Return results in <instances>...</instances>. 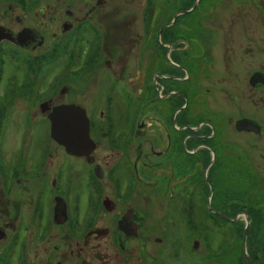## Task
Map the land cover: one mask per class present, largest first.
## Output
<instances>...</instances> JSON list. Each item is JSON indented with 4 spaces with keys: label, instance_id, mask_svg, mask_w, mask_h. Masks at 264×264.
Listing matches in <instances>:
<instances>
[{
    "label": "flooded vegetation",
    "instance_id": "1",
    "mask_svg": "<svg viewBox=\"0 0 264 264\" xmlns=\"http://www.w3.org/2000/svg\"><path fill=\"white\" fill-rule=\"evenodd\" d=\"M262 40L264 0H0V264H264Z\"/></svg>",
    "mask_w": 264,
    "mask_h": 264
},
{
    "label": "water",
    "instance_id": "2",
    "mask_svg": "<svg viewBox=\"0 0 264 264\" xmlns=\"http://www.w3.org/2000/svg\"><path fill=\"white\" fill-rule=\"evenodd\" d=\"M49 116L50 133L65 144L70 153L84 154L89 149L88 121L83 110L77 105L55 107Z\"/></svg>",
    "mask_w": 264,
    "mask_h": 264
},
{
    "label": "rangeland",
    "instance_id": "3",
    "mask_svg": "<svg viewBox=\"0 0 264 264\" xmlns=\"http://www.w3.org/2000/svg\"><path fill=\"white\" fill-rule=\"evenodd\" d=\"M261 43H262V45H263V47H264V40H262L261 41ZM71 48V45L69 46V48L68 49H70ZM94 54H93V51L91 50V52H90V57H92ZM264 56V55H263ZM264 58V57H263ZM263 61H264V59H263ZM38 66V65H37ZM40 66V67H39ZM39 71L40 70H43V66H41L40 64H39ZM247 69H245V71H246ZM239 76H240V81L242 80H246V76H247V72L245 73V72H241V73H239L238 74ZM233 76V78L234 77H236L237 76V74H235V75H232ZM245 76V77H244ZM252 77H254L255 78V73L254 74H252V76H251V79H252ZM237 78V77H236ZM62 104H65V103H61L60 105H58V106H61ZM74 105H77V104H75V103H73ZM73 104H65V105H73ZM77 106H79V105H77ZM55 107H57V106H55ZM54 107V108H55ZM80 107V106H79ZM81 108V107H80ZM81 110H83L82 108H81ZM83 112H84V110H83ZM258 113L259 111L258 110H254L253 112H252V115H254V113ZM50 116V115H49ZM86 117V116H85ZM238 126H241V125H238ZM237 126V127H238ZM244 126H246V125H243V126H241V128L242 127H244ZM50 128H51V125H50ZM238 128H240V127H238ZM247 128V127H246ZM54 135V134H53ZM89 138H90V141H89V149H88V151L86 152V153H84V154H79V153H75V154H77V155H81V156H85L89 151H90V149H91V147L93 146L92 145V143H91V137H90V132H89ZM240 141V140H239ZM248 145V144H247ZM64 146H65V144H64ZM65 148H66V146H65ZM66 151H67V149H66ZM68 152V151H67ZM70 153V152H69ZM71 154H74V153H71ZM74 154V155H75ZM251 159H257V163H256V165H254V163L252 164L251 162H247L246 163V165H245V168L244 169H241L242 167H243V165H240V167H239V170L241 169L242 170V173L243 174H245V173H250V171L251 170H257V171H260V170H264V151H260V153H258V152H256V155H253V157H251ZM258 162H262L261 163V165L262 166H260V164H258ZM259 165V166H258ZM258 168V169H257ZM240 170V171H241ZM255 170H254V172H255ZM256 173V172H255ZM241 183L243 184L244 182H242L241 181ZM260 203H262L263 204V202H260ZM214 210V209H213ZM260 211H262V210H258L257 212H260ZM260 217V219L262 220V223H264V216H259ZM249 218V217H248ZM244 219L246 220V225H247V219H246V217H244ZM248 226V225H247Z\"/></svg>",
    "mask_w": 264,
    "mask_h": 264
}]
</instances>
